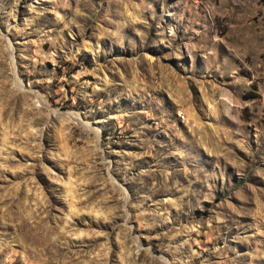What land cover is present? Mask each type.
<instances>
[{
  "label": "rangeland",
  "instance_id": "374dc122",
  "mask_svg": "<svg viewBox=\"0 0 264 264\" xmlns=\"http://www.w3.org/2000/svg\"><path fill=\"white\" fill-rule=\"evenodd\" d=\"M0 264H264V0H0Z\"/></svg>",
  "mask_w": 264,
  "mask_h": 264
}]
</instances>
